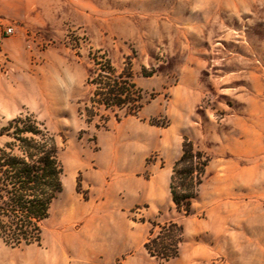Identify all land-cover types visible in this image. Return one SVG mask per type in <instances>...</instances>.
<instances>
[{"label":"rangeland","instance_id":"1","mask_svg":"<svg viewBox=\"0 0 264 264\" xmlns=\"http://www.w3.org/2000/svg\"><path fill=\"white\" fill-rule=\"evenodd\" d=\"M0 24V149L30 115L64 167L40 242L0 238V264H264V0H0ZM121 73L135 114L97 93ZM99 132L135 134L133 188L88 176ZM186 139L208 159L188 214L169 187ZM170 220L177 256L151 257Z\"/></svg>","mask_w":264,"mask_h":264},{"label":"trees","instance_id":"2","mask_svg":"<svg viewBox=\"0 0 264 264\" xmlns=\"http://www.w3.org/2000/svg\"><path fill=\"white\" fill-rule=\"evenodd\" d=\"M122 74L108 77L97 93L108 104L134 101L126 114H135L143 105L141 92L131 74ZM6 130L11 141L0 149V238L12 247L28 246L40 242L43 222L63 190L61 148L55 135L30 115L17 116ZM207 165L205 154L186 139L170 176L177 211L190 213ZM158 226L159 232L152 230L144 247L151 257L169 260L178 254L182 227L172 220Z\"/></svg>","mask_w":264,"mask_h":264},{"label":"crops","instance_id":"3","mask_svg":"<svg viewBox=\"0 0 264 264\" xmlns=\"http://www.w3.org/2000/svg\"><path fill=\"white\" fill-rule=\"evenodd\" d=\"M16 61L11 62L10 71L14 75V68H23V64H18ZM19 73V72H17ZM16 73V74H17ZM129 138L124 139L126 143L123 142L122 136L120 134L112 133L107 134V132H99L98 141H99V150L95 152L92 156L93 163L91 168L87 169L88 176L94 177L96 180L103 182L106 175H114L112 182L117 184L120 180V177L125 176L127 179V188H133L132 177L137 170H132L135 165V150H133L134 145V133L128 134ZM129 139V140H128ZM128 141V142H127ZM140 183H144L140 181ZM145 187V188H144ZM142 193H146L148 190L147 185H143ZM153 191V189H152Z\"/></svg>","mask_w":264,"mask_h":264},{"label":"built area","instance_id":"4","mask_svg":"<svg viewBox=\"0 0 264 264\" xmlns=\"http://www.w3.org/2000/svg\"><path fill=\"white\" fill-rule=\"evenodd\" d=\"M14 26L10 24L1 25L0 24V38H6L14 33Z\"/></svg>","mask_w":264,"mask_h":264}]
</instances>
